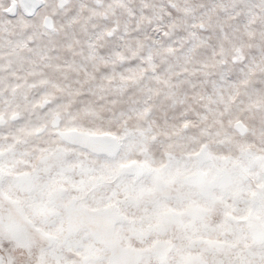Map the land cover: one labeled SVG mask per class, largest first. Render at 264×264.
Masks as SVG:
<instances>
[{
    "label": "snow or ice",
    "instance_id": "snow-or-ice-1",
    "mask_svg": "<svg viewBox=\"0 0 264 264\" xmlns=\"http://www.w3.org/2000/svg\"><path fill=\"white\" fill-rule=\"evenodd\" d=\"M0 264H264V0H0Z\"/></svg>",
    "mask_w": 264,
    "mask_h": 264
}]
</instances>
